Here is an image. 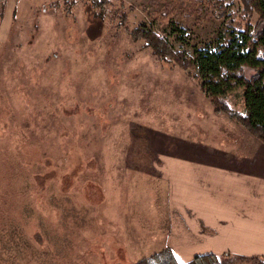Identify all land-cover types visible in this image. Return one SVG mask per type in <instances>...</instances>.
<instances>
[{
	"label": "rangeland",
	"instance_id": "1",
	"mask_svg": "<svg viewBox=\"0 0 264 264\" xmlns=\"http://www.w3.org/2000/svg\"><path fill=\"white\" fill-rule=\"evenodd\" d=\"M110 1L102 23L85 4L0 0V264H136L166 249L175 230L156 155L261 144L215 114L193 68L130 37L145 26L192 59L244 29L237 4L231 22L211 0ZM243 95L236 87L222 99L244 113ZM224 243H211L220 262L264 264ZM182 251L181 264L206 255Z\"/></svg>",
	"mask_w": 264,
	"mask_h": 264
},
{
	"label": "crops",
	"instance_id": "2",
	"mask_svg": "<svg viewBox=\"0 0 264 264\" xmlns=\"http://www.w3.org/2000/svg\"><path fill=\"white\" fill-rule=\"evenodd\" d=\"M253 143L233 142L232 154L187 144L186 154L151 160L167 186L169 213L176 216L167 248L178 260L180 248L188 258L191 251L213 254V242H225L223 249L238 258L264 259V143Z\"/></svg>",
	"mask_w": 264,
	"mask_h": 264
},
{
	"label": "trees",
	"instance_id": "3",
	"mask_svg": "<svg viewBox=\"0 0 264 264\" xmlns=\"http://www.w3.org/2000/svg\"><path fill=\"white\" fill-rule=\"evenodd\" d=\"M180 3L185 0H173ZM220 11L218 19L237 17L231 13L235 4L238 13L247 18L244 29L233 28L217 43L204 49H197L192 59H185L183 54L176 53L173 47L159 34L145 26H139L130 32L132 41L144 42L151 49L152 54L164 63H172L187 70H195L189 78L198 83V88L213 104L217 115H226L231 121L239 124L252 136L264 143V0H211ZM71 8L85 4L88 8L89 19L104 23L110 0H66ZM120 27H127L128 15L124 11H117ZM257 16V21H251ZM252 71L248 77L247 72ZM236 87L243 88L245 112L234 110L222 98L233 92ZM230 256V255H228ZM220 262L214 254L196 256L186 264H232L229 258ZM252 262L253 259H243ZM260 261V259H256ZM260 263V262H259ZM136 264H181L173 251L169 248L144 258Z\"/></svg>",
	"mask_w": 264,
	"mask_h": 264
}]
</instances>
